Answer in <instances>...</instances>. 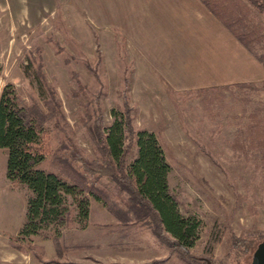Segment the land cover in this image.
<instances>
[{"label":"rangeland","instance_id":"rangeland-1","mask_svg":"<svg viewBox=\"0 0 264 264\" xmlns=\"http://www.w3.org/2000/svg\"><path fill=\"white\" fill-rule=\"evenodd\" d=\"M205 1L222 4L225 28L264 64V13L247 0ZM154 25L138 2L129 13L120 0H0V94L12 84L24 105L46 116L40 72L60 103V115L45 119L48 152L39 169L67 182L81 177L106 201L87 196L83 220L68 197L64 223L21 234L30 192L7 178L0 149V264H192L153 235L149 218L136 221L111 178L71 158L75 148L100 161L94 122L100 116L109 127L124 104L134 132L153 134L162 149L178 213L197 223L195 263L251 264L252 251L234 241L264 243V82L165 89L153 69L165 44ZM136 157L134 145L126 163Z\"/></svg>","mask_w":264,"mask_h":264},{"label":"trees","instance_id":"trees-1","mask_svg":"<svg viewBox=\"0 0 264 264\" xmlns=\"http://www.w3.org/2000/svg\"><path fill=\"white\" fill-rule=\"evenodd\" d=\"M259 12L264 13V0H247ZM217 4L203 0V5L219 20ZM246 48L249 45L236 36ZM250 50V49H249ZM37 87L40 95L45 96L46 116L40 114L37 106L24 105L16 94L12 84L4 86L0 94V149L7 150L6 175L13 182L24 185L30 192L27 201L26 222L21 234H36L40 229L58 226L66 220L68 214L67 198L76 203V211L81 219L88 217L89 201L87 196L106 204L99 192L83 180L71 178L67 182L60 177L39 169L48 152L43 147L48 139L44 124L46 118L60 115V103L56 91L46 86L43 75L37 74ZM46 93H48L49 98ZM48 98V100H47ZM124 112H111L113 123L103 127L101 117L94 122V136L100 161H89L73 148L71 158L90 175L109 177L116 183L121 194L126 196L128 208L136 221L152 222L153 235L167 245L186 262L196 264L189 254L191 239L197 223L184 219L178 213L174 198L167 185L170 170L161 147L155 136L148 132H134L129 108L124 104ZM127 141V143H126ZM137 148V157L132 163H126V156L133 146ZM260 238L248 236L234 241L243 253H254L263 243ZM207 264V263H206Z\"/></svg>","mask_w":264,"mask_h":264},{"label":"crops","instance_id":"crops-1","mask_svg":"<svg viewBox=\"0 0 264 264\" xmlns=\"http://www.w3.org/2000/svg\"><path fill=\"white\" fill-rule=\"evenodd\" d=\"M120 1L129 13L138 2L140 11L155 24L156 38L165 41L153 63L157 81L165 89L264 82V64L217 21L201 0Z\"/></svg>","mask_w":264,"mask_h":264},{"label":"water","instance_id":"water-1","mask_svg":"<svg viewBox=\"0 0 264 264\" xmlns=\"http://www.w3.org/2000/svg\"><path fill=\"white\" fill-rule=\"evenodd\" d=\"M251 264H264V243H261L254 251Z\"/></svg>","mask_w":264,"mask_h":264}]
</instances>
